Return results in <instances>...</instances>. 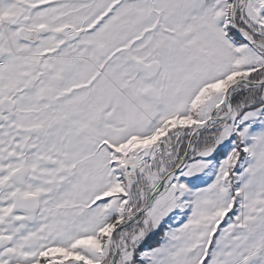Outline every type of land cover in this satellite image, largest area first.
I'll return each instance as SVG.
<instances>
[{
  "label": "snow or ice",
  "instance_id": "obj_1",
  "mask_svg": "<svg viewBox=\"0 0 264 264\" xmlns=\"http://www.w3.org/2000/svg\"><path fill=\"white\" fill-rule=\"evenodd\" d=\"M0 264H264V0H0Z\"/></svg>",
  "mask_w": 264,
  "mask_h": 264
},
{
  "label": "trees",
  "instance_id": "obj_2",
  "mask_svg": "<svg viewBox=\"0 0 264 264\" xmlns=\"http://www.w3.org/2000/svg\"><path fill=\"white\" fill-rule=\"evenodd\" d=\"M161 240V234L156 235L155 237L152 238L151 243H154V246L152 245V247L157 246L158 242Z\"/></svg>",
  "mask_w": 264,
  "mask_h": 264
},
{
  "label": "rangeland",
  "instance_id": "obj_3",
  "mask_svg": "<svg viewBox=\"0 0 264 264\" xmlns=\"http://www.w3.org/2000/svg\"><path fill=\"white\" fill-rule=\"evenodd\" d=\"M210 182V181H209ZM229 215H231V213L229 214ZM227 219V218H226ZM222 226H223V224H222ZM161 239H162V233H161ZM151 240H152V238H150L147 242H146V244H145V247H152V245L154 246V243H151ZM152 244V245H151Z\"/></svg>",
  "mask_w": 264,
  "mask_h": 264
},
{
  "label": "crops",
  "instance_id": "obj_4",
  "mask_svg": "<svg viewBox=\"0 0 264 264\" xmlns=\"http://www.w3.org/2000/svg\"><path fill=\"white\" fill-rule=\"evenodd\" d=\"M222 226V225H221ZM223 227V226H222Z\"/></svg>",
  "mask_w": 264,
  "mask_h": 264
}]
</instances>
